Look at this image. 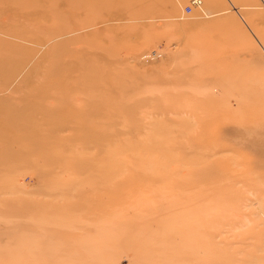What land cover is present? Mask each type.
<instances>
[{"label":"rangeland","instance_id":"obj_1","mask_svg":"<svg viewBox=\"0 0 264 264\" xmlns=\"http://www.w3.org/2000/svg\"><path fill=\"white\" fill-rule=\"evenodd\" d=\"M202 1L0 0V264H264V0Z\"/></svg>","mask_w":264,"mask_h":264},{"label":"bare ground","instance_id":"obj_2","mask_svg":"<svg viewBox=\"0 0 264 264\" xmlns=\"http://www.w3.org/2000/svg\"><path fill=\"white\" fill-rule=\"evenodd\" d=\"M192 0H190V2H191ZM202 4H203V1H202ZM185 8V7H184ZM195 9H199V8H194L193 9V11L195 10ZM201 11L203 12V5H202V9H201ZM184 14H185V12H184ZM187 15V14H186ZM85 24L84 25H81V26H78V27H76V28H74L75 30H81L82 28H85ZM87 29V28H86ZM61 30H64L63 28L61 29ZM60 30V31H61ZM59 32V31H58ZM64 32H66L65 30H64ZM68 32H70V31H68ZM67 32V33H68ZM63 32H59V34H62ZM52 34H54V33H52ZM55 34H57L56 32H55ZM55 36H58V35H54L53 37H55ZM153 53H155L154 55V57H153ZM162 54L161 53H159L158 51H152V52H149V53H145L143 56H142V59L143 60H145V61H150V60H152V59H155V58H158V57H160ZM263 90V89H262Z\"/></svg>","mask_w":264,"mask_h":264},{"label":"built area","instance_id":"obj_3","mask_svg":"<svg viewBox=\"0 0 264 264\" xmlns=\"http://www.w3.org/2000/svg\"><path fill=\"white\" fill-rule=\"evenodd\" d=\"M202 0H192L189 4H187L184 8L185 14H189L193 12L194 8H199L198 10L202 9ZM155 53H153V57Z\"/></svg>","mask_w":264,"mask_h":264}]
</instances>
